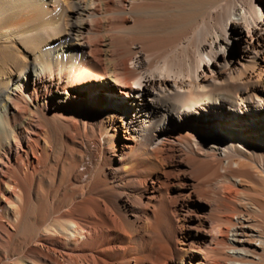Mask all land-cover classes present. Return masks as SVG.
Segmentation results:
<instances>
[{
  "label": "bare ground",
  "instance_id": "bare-ground-1",
  "mask_svg": "<svg viewBox=\"0 0 264 264\" xmlns=\"http://www.w3.org/2000/svg\"><path fill=\"white\" fill-rule=\"evenodd\" d=\"M62 1L0 71V264H264V0Z\"/></svg>",
  "mask_w": 264,
  "mask_h": 264
},
{
  "label": "rangeland",
  "instance_id": "rangeland-1",
  "mask_svg": "<svg viewBox=\"0 0 264 264\" xmlns=\"http://www.w3.org/2000/svg\"><path fill=\"white\" fill-rule=\"evenodd\" d=\"M61 1L62 0H55L54 2H56V3H54V4L50 2L51 6L53 4V7L55 6V7H57V9L52 14H50L48 16V14H44L43 12L40 11V8H38L35 5L36 3H34V0H24V1L23 0H0V38L2 40L4 39V41L2 42L3 44L2 43L0 44L1 45L0 46V53L1 52L4 53V54L3 53L0 54V63H1L0 64V71L4 70V72H5L6 66H7L6 62L8 61L10 64H12L13 58H17L20 61H21V59H25V56L27 55V53L23 50L22 46H23V40H25L29 35H34V34L38 33L39 31H40L39 33L43 32V30L45 31L47 29V26L54 19L61 18V21H64L66 19V15L68 14L67 13V7L63 3L64 1H62V2ZM51 6H50V8H51ZM12 22H14V23L12 24ZM26 28L28 29V31ZM9 36H11L13 38L12 39L6 38ZM3 46L4 47L6 46L7 48L6 47L4 48ZM2 48L4 50H2ZM9 48H10V50L7 51V49H9ZM51 48H52V46L47 45V47L45 49L51 50ZM5 51H6V53H5ZM232 51H233L232 54H235V51L234 50H232ZM29 60L30 59L28 58V61ZM5 80H7V79H5Z\"/></svg>",
  "mask_w": 264,
  "mask_h": 264
}]
</instances>
